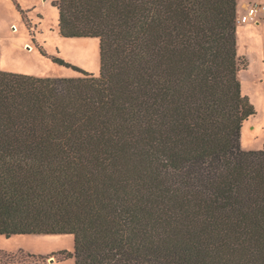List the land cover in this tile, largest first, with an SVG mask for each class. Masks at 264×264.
I'll list each match as a JSON object with an SVG mask.
<instances>
[{"label": "trees", "instance_id": "16d2710c", "mask_svg": "<svg viewBox=\"0 0 264 264\" xmlns=\"http://www.w3.org/2000/svg\"><path fill=\"white\" fill-rule=\"evenodd\" d=\"M54 5L61 35L99 38L100 75L0 67V235L73 234L40 257L76 264H264L238 0Z\"/></svg>", "mask_w": 264, "mask_h": 264}, {"label": "rangeland", "instance_id": "374dc122", "mask_svg": "<svg viewBox=\"0 0 264 264\" xmlns=\"http://www.w3.org/2000/svg\"><path fill=\"white\" fill-rule=\"evenodd\" d=\"M56 1L0 0V67L3 71L41 78H73L81 75L75 68L79 67L100 75L99 38L61 35ZM246 1L264 3V0ZM237 39L242 93L256 109V113L243 122L241 145L246 151L261 150L264 148V13L251 23L238 22ZM53 57L61 58L66 64L54 62ZM63 250H75L73 234L0 235V264H4L2 259L13 264H76L75 257L60 261L54 256V262L50 261L53 257H40Z\"/></svg>", "mask_w": 264, "mask_h": 264}, {"label": "built area", "instance_id": "2783aa9c", "mask_svg": "<svg viewBox=\"0 0 264 264\" xmlns=\"http://www.w3.org/2000/svg\"><path fill=\"white\" fill-rule=\"evenodd\" d=\"M263 13H264V3L258 1L252 2L248 7L247 12L244 15L238 17V22L247 23L251 19H254L258 15Z\"/></svg>", "mask_w": 264, "mask_h": 264}, {"label": "crops", "instance_id": "0c3cea01", "mask_svg": "<svg viewBox=\"0 0 264 264\" xmlns=\"http://www.w3.org/2000/svg\"><path fill=\"white\" fill-rule=\"evenodd\" d=\"M252 2L251 1H246V0H238V6H239V14L238 16H242L244 15L246 12H247V9L249 7V5L251 4ZM241 7V8H240ZM259 17V15L257 17H255L254 19H251L249 22L247 23H251L253 21H255L257 18Z\"/></svg>", "mask_w": 264, "mask_h": 264}, {"label": "water", "instance_id": "95a60500", "mask_svg": "<svg viewBox=\"0 0 264 264\" xmlns=\"http://www.w3.org/2000/svg\"><path fill=\"white\" fill-rule=\"evenodd\" d=\"M51 262H54L55 261V258L53 257V258H51V260H50Z\"/></svg>", "mask_w": 264, "mask_h": 264}]
</instances>
